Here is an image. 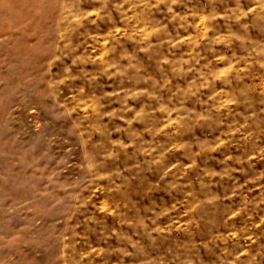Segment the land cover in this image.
<instances>
[{
    "label": "rangeland",
    "instance_id": "1",
    "mask_svg": "<svg viewBox=\"0 0 264 264\" xmlns=\"http://www.w3.org/2000/svg\"><path fill=\"white\" fill-rule=\"evenodd\" d=\"M0 264H264V0H0Z\"/></svg>",
    "mask_w": 264,
    "mask_h": 264
}]
</instances>
